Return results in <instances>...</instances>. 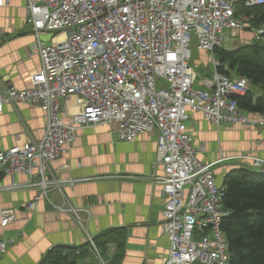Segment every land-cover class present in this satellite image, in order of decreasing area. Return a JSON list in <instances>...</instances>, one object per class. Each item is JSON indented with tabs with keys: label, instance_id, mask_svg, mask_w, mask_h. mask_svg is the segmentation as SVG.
<instances>
[{
	"label": "built area",
	"instance_id": "2783aa9c",
	"mask_svg": "<svg viewBox=\"0 0 264 264\" xmlns=\"http://www.w3.org/2000/svg\"><path fill=\"white\" fill-rule=\"evenodd\" d=\"M10 1L0 0V8ZM241 4L254 8L264 0H26V23L35 31L42 66L31 74L29 87L0 89V113L6 105L28 103L39 106L47 122L42 138L0 150V180L3 173L12 178L25 173L29 179L6 188L36 186L38 194L26 203L33 212L54 186L77 182L56 177L51 166L81 128L110 124L119 141L156 131V165L163 174L153 181L162 186L165 200L166 264H231L222 227L232 212L223 205L226 187L214 174L216 162L201 159L204 147L194 145L188 123L202 112L218 129L225 123L264 127V116L244 113L237 100L249 92V79L222 72L228 66L216 56L226 39L241 32L264 39V25L254 24L255 14L239 13ZM42 35L50 37V45ZM194 35L198 49L210 56L208 74L191 64ZM246 157L264 171V158ZM16 219L15 209L1 210L2 226ZM89 240L96 249L93 237ZM12 242L0 240V257Z\"/></svg>",
	"mask_w": 264,
	"mask_h": 264
},
{
	"label": "crops",
	"instance_id": "0c3cea01",
	"mask_svg": "<svg viewBox=\"0 0 264 264\" xmlns=\"http://www.w3.org/2000/svg\"><path fill=\"white\" fill-rule=\"evenodd\" d=\"M25 4L26 0H11L0 8V89L29 87L31 74L42 66L35 48L36 35L23 34L34 31L26 23ZM41 39L45 44L50 41L47 35ZM209 61L206 52L193 58V63L204 62L206 69L209 66L211 70ZM250 88L257 95L263 94L257 85ZM46 122L39 106L6 105L0 113V150L42 138ZM188 127L195 135L194 145L204 147L201 159L216 162L214 174L220 185L233 169L260 172L246 156L264 158V127L225 123L218 129L202 112L193 114ZM157 139L158 134L152 131L141 134L135 141H119L116 127L106 123L81 128L69 151L51 166L56 177L74 178L77 182L63 183L62 189L54 186L33 212L26 208V203L34 199L38 188H6L13 182L26 184L29 179L25 173H18L15 178L3 173L0 240L13 238L14 242L0 257V264H40L56 246H82L91 242L90 236L94 240L99 233L117 227L126 230L125 248L118 249V244L113 242L102 256L91 243L100 255L84 262L101 264L98 261L101 258L103 264H109L116 254L122 253L118 264H166L170 243L162 227L165 200L162 186L153 181L155 175L163 174V167L156 165ZM33 180L36 182V177ZM55 205L66 210H59ZM72 207L83 224L80 225ZM5 208L17 212V219L6 227L1 224V210ZM82 262L79 259V264Z\"/></svg>",
	"mask_w": 264,
	"mask_h": 264
},
{
	"label": "trees",
	"instance_id": "16d2710c",
	"mask_svg": "<svg viewBox=\"0 0 264 264\" xmlns=\"http://www.w3.org/2000/svg\"><path fill=\"white\" fill-rule=\"evenodd\" d=\"M238 12L255 14L254 24L264 25V4L254 8L241 4ZM216 56L228 66V69L221 67L222 72L245 76L251 85L262 88L263 94L257 95L250 88L237 100L247 114L264 115V39L233 50L217 48ZM223 184L226 187L223 205L232 211L222 225L230 242L231 264H264V172L233 169L226 174ZM126 234L121 227L111 228L96 235L94 242L103 256L113 242L118 244V249L125 248ZM93 256L96 253L91 242L74 247L56 246L48 251L40 264H79V259H83L82 264H87L84 261ZM122 256V253L116 254L109 264H118Z\"/></svg>",
	"mask_w": 264,
	"mask_h": 264
},
{
	"label": "rangeland",
	"instance_id": "374dc122",
	"mask_svg": "<svg viewBox=\"0 0 264 264\" xmlns=\"http://www.w3.org/2000/svg\"><path fill=\"white\" fill-rule=\"evenodd\" d=\"M252 41H256L254 32H252V31H244V32L240 33L239 37L232 36L231 38L226 39V41L224 42L222 48H224L226 50H233L234 47L237 46V45L238 46L245 45V43H249V42H252ZM46 44L50 45L51 41H48ZM191 48H192L193 54H194L193 58L194 59L198 58L202 52L198 49V40L196 38V35H194V39H193V41L191 43ZM235 48H237V47H235ZM204 60L206 61V59H204ZM191 64L194 65V68H195V70L198 73H205L206 72V65L204 64V62L201 65H197V64H195L193 62H191ZM211 70H213V69L211 68ZM95 253H96L97 257H98V255H100L99 252L96 251V250H95ZM98 261H100V263L103 264V260L101 258L98 259Z\"/></svg>",
	"mask_w": 264,
	"mask_h": 264
},
{
	"label": "water",
	"instance_id": "95a60500",
	"mask_svg": "<svg viewBox=\"0 0 264 264\" xmlns=\"http://www.w3.org/2000/svg\"><path fill=\"white\" fill-rule=\"evenodd\" d=\"M23 34H35V31H31V32H28V33H23ZM208 77H210V75H208Z\"/></svg>",
	"mask_w": 264,
	"mask_h": 264
}]
</instances>
